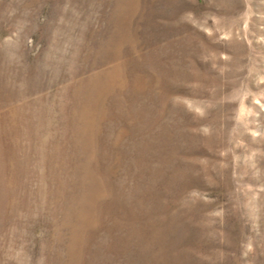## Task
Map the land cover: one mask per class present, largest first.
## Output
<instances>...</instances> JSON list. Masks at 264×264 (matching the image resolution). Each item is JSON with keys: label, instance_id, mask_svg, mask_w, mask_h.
<instances>
[{"label": "rangeland", "instance_id": "1", "mask_svg": "<svg viewBox=\"0 0 264 264\" xmlns=\"http://www.w3.org/2000/svg\"><path fill=\"white\" fill-rule=\"evenodd\" d=\"M0 264H264V0H0Z\"/></svg>", "mask_w": 264, "mask_h": 264}]
</instances>
